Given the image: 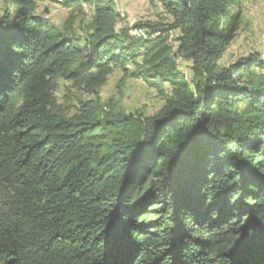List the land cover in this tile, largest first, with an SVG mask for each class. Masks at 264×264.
I'll return each mask as SVG.
<instances>
[{
  "label": "trees",
  "instance_id": "trees-1",
  "mask_svg": "<svg viewBox=\"0 0 264 264\" xmlns=\"http://www.w3.org/2000/svg\"><path fill=\"white\" fill-rule=\"evenodd\" d=\"M154 1L160 29L62 0L91 12L83 45L36 0L0 18V264H264V59L219 65L248 0ZM131 65L156 114L61 111L60 80L97 98Z\"/></svg>",
  "mask_w": 264,
  "mask_h": 264
},
{
  "label": "rangeland",
  "instance_id": "rangeland-1",
  "mask_svg": "<svg viewBox=\"0 0 264 264\" xmlns=\"http://www.w3.org/2000/svg\"><path fill=\"white\" fill-rule=\"evenodd\" d=\"M38 13H44L47 9L51 14L50 19L59 26L65 22H72V33L79 39L83 45L85 39L84 29L90 22L91 12H73L62 5V0H36ZM116 8L122 15L118 23V29L130 27L137 24H154L157 29L165 27L170 23L169 16L164 12L161 6L154 0H114ZM242 19L239 32L226 52L219 61L220 67L238 61L241 58L248 57L253 53L259 54L264 59V0H248L244 2L242 8ZM14 7L12 0H0V18L6 13H12ZM177 33L172 34V42L175 44ZM146 37V36H145ZM179 67L190 78L189 63L184 60L178 61ZM129 75H126L122 69H115L104 85L99 96H94L84 92L71 82L60 80L56 92L57 100L63 111L68 116L74 115L80 107L82 101L96 100L100 106L107 110L115 107L127 114L142 113L146 116L156 114L164 104V97L147 83L139 80L130 73L134 66L128 67ZM154 203V202H153ZM153 203L149 204L146 211H153ZM156 219L151 216V221L146 228H151V224ZM140 224V221H137Z\"/></svg>",
  "mask_w": 264,
  "mask_h": 264
},
{
  "label": "crops",
  "instance_id": "crops-1",
  "mask_svg": "<svg viewBox=\"0 0 264 264\" xmlns=\"http://www.w3.org/2000/svg\"><path fill=\"white\" fill-rule=\"evenodd\" d=\"M47 16L50 18L51 14H49V11L47 9L44 10Z\"/></svg>",
  "mask_w": 264,
  "mask_h": 264
}]
</instances>
